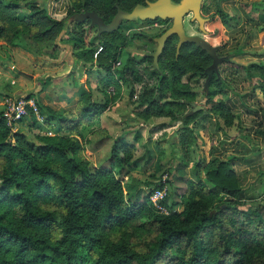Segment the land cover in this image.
Instances as JSON below:
<instances>
[{"label": "trees", "instance_id": "obj_1", "mask_svg": "<svg viewBox=\"0 0 264 264\" xmlns=\"http://www.w3.org/2000/svg\"><path fill=\"white\" fill-rule=\"evenodd\" d=\"M47 1L0 0V40L34 52L37 42H44L46 50L56 47L55 38L66 30L65 22L48 13ZM146 1L65 0L64 11L69 16L91 10L108 22L117 8L130 10ZM210 6L205 1L200 7L209 18L214 15ZM214 11L225 22L226 13ZM87 20L75 21L77 31H67L80 40ZM145 20L169 21L160 17ZM95 40L76 51L75 57L95 63L116 88L119 82L142 81L137 93V103L143 105L139 113L143 117L167 115V125L177 122L176 140L182 148L196 142L188 121L207 113L206 128H212L206 134L207 152L199 153L196 160L182 157L175 164L178 177L189 173L179 195L182 206L162 212L153 209L148 197L161 184L133 174L142 155L134 157L132 142L114 139L109 161L89 167L83 152L86 135L79 128L98 121L106 101H93L86 85L79 86L80 97L72 107L60 113L51 107L46 110L44 125L55 118L63 132L36 133L30 138L12 130L0 110V264H264V220L256 208H243L246 200L255 197L254 189L262 185L264 169L243 184L245 174L235 166L248 160L247 153L258 152L235 139L237 133L252 144L264 139V123L260 126L256 118L258 106L251 108L243 101L264 100V62L241 64L225 56L217 70H207L211 56L188 41L176 50L173 33L164 40L155 67L148 52L135 57L124 48L126 34L120 24L96 34ZM216 51L223 55L217 47ZM208 74L205 99L210 105L189 112L196 93L182 77ZM223 87L241 99L239 111H234L227 96L214 98L225 92ZM165 91L171 99L160 101L156 94ZM163 103L189 108L176 113L170 107L162 109ZM243 113L251 114L249 124L243 122ZM30 115L29 124H36L34 114ZM234 122L236 133L231 134L224 127ZM89 130L109 136L99 124ZM145 151L147 164L151 154ZM142 184L149 186L146 194Z\"/></svg>", "mask_w": 264, "mask_h": 264}, {"label": "rangeland", "instance_id": "obj_2", "mask_svg": "<svg viewBox=\"0 0 264 264\" xmlns=\"http://www.w3.org/2000/svg\"><path fill=\"white\" fill-rule=\"evenodd\" d=\"M59 5L60 7L63 6L64 0H48L46 3L48 13L53 17L63 18L66 28L55 38L56 47L52 50H46L44 42L34 44L33 47L37 51L34 52L7 45L0 40V110L4 108L5 101L9 97H31L37 105L41 119H37L34 115L36 124H29L31 119L29 111L22 116L17 127L13 125L12 130L23 131L30 138H33L36 133L63 132L64 130L58 126L55 118L50 119L49 125H44L43 119L47 115L46 110L51 107L56 113H60L66 108L72 107L74 101L80 97L79 86L86 85L93 101H106L105 106L99 111L98 121L94 120L92 123L82 124L79 128L80 132L86 135L87 140L84 143L83 152L88 159L89 167L106 164L109 161L110 147L114 139L132 142L134 144V157L142 155V158L137 161L138 170L133 171V174L141 180L148 179L155 185L161 184L160 188L153 189L148 193L153 209L162 212L179 210L182 206L179 195L186 184L185 178L189 176V173L186 171L182 177H178L174 166L181 161L182 157L196 160L199 153L207 152L208 139L206 134L212 131V128L207 130L204 121L207 113L188 121V125L194 128L196 142L195 146L190 144L189 147L182 148L179 141L176 140L177 122L170 126L164 124L169 119L167 115L152 113L148 117H143L139 113L143 105L137 103V93L143 84L142 81L132 80L126 84L119 82L117 89L113 86L112 80L103 76L104 71L99 69L95 63L90 64L75 57L76 51L88 47L96 41V25L87 20L83 24L82 37L78 40L67 31L70 29L77 31L78 28L75 25V21H79L76 17L77 14L65 16L64 9H59ZM188 17L183 19L185 31L203 35L204 33L197 29V22L189 21ZM85 19L88 18L83 20ZM168 24L169 21L166 24H159L140 19L123 20L120 27L126 34L124 48L135 57L144 52H150L155 44L152 37ZM118 65L120 63L116 64V66ZM206 78V75H185L182 77L195 90L196 94L193 101L202 107H209L210 105L205 99ZM156 96L161 98L160 101L171 99L167 91L161 95L156 94ZM217 97L224 96L222 93H218L214 98ZM37 102L42 105V108L38 107ZM169 107L174 109L176 113L186 111L189 108L187 105L178 106L169 103H163L161 108L165 110ZM96 124L105 129L109 136L102 137L98 132H89L91 126ZM225 129L229 133H236L235 122ZM48 131L50 133H47ZM259 147L264 153V144ZM145 148L151 154V160L147 164H144L147 156ZM185 169L188 170L187 167ZM150 172L153 173L152 176ZM200 173L202 174V172ZM148 187L142 184L144 194H146ZM254 192L255 197L246 200L243 203V208L248 211L256 208L257 214L264 220V183L254 189Z\"/></svg>", "mask_w": 264, "mask_h": 264}, {"label": "crops", "instance_id": "obj_3", "mask_svg": "<svg viewBox=\"0 0 264 264\" xmlns=\"http://www.w3.org/2000/svg\"><path fill=\"white\" fill-rule=\"evenodd\" d=\"M205 1L211 5L210 11L214 12V15L209 18L207 13L201 12L203 16L207 17V20L204 22L205 31L202 32L199 29L204 33V36H201L209 43L215 45L223 56H227V59L233 62L241 64L264 62V0H202V3ZM58 8L64 9V5L61 7L59 5ZM214 8H217L218 12L226 13L225 22L221 20L218 13L214 11ZM223 89H225V92L222 93L223 96H227L228 101L234 104V111H239L237 104L241 99L238 95L232 93L229 88L223 87ZM243 101L251 108L258 106V116L256 118L261 120L260 126H263L264 100L259 97V103L249 98H245ZM242 119L245 124H249L252 116L249 113H243ZM234 133L232 132L231 134ZM235 139L241 140L247 147L258 148V152L246 154L248 160L235 163L237 170L245 174L242 180V183L245 184L253 173L259 169H264V153L261 147H259L264 144V139H260L257 143L252 144L251 141H248L247 138L238 133L235 135ZM262 177L263 184L264 175ZM260 186L261 184L257 187Z\"/></svg>", "mask_w": 264, "mask_h": 264}, {"label": "water", "instance_id": "obj_4", "mask_svg": "<svg viewBox=\"0 0 264 264\" xmlns=\"http://www.w3.org/2000/svg\"><path fill=\"white\" fill-rule=\"evenodd\" d=\"M201 4L202 0H149L144 4H134L130 10L117 8L108 22H104L99 15L91 10H85L74 14H77L76 17L79 21L88 18L91 24H95L97 28L96 34L102 31L116 29L122 20H145L154 19L156 17L167 18L169 19V24L159 35L153 37L155 44L152 50L148 52L153 57V65L156 67V58L163 46L164 40L168 35L174 33L177 36L176 50H178L180 44L183 42H193L211 56V62L206 69L217 70V63L225 56L218 55L216 46L209 43L203 36L187 33L183 27V19L189 16V21H196L198 29L202 32L205 31L204 22L207 20V17L201 14ZM208 76L209 74L206 78V84ZM190 106L189 112L202 107L194 101H190Z\"/></svg>", "mask_w": 264, "mask_h": 264}, {"label": "built area", "instance_id": "obj_5", "mask_svg": "<svg viewBox=\"0 0 264 264\" xmlns=\"http://www.w3.org/2000/svg\"><path fill=\"white\" fill-rule=\"evenodd\" d=\"M100 48V45L95 48V50L93 51V56L96 55ZM116 63H118V61H116ZM29 111L32 112L37 119H41L37 110V105L33 98L23 96H12L6 99L5 106L1 110V114L6 124L11 129H13V125L14 127H17V124L21 120L22 116L25 113H28ZM47 133H50V131H48Z\"/></svg>", "mask_w": 264, "mask_h": 264}]
</instances>
